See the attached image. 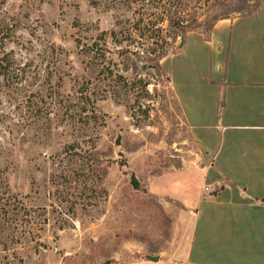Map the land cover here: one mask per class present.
I'll use <instances>...</instances> for the list:
<instances>
[{"label":"rangeland","instance_id":"374dc122","mask_svg":"<svg viewBox=\"0 0 264 264\" xmlns=\"http://www.w3.org/2000/svg\"><path fill=\"white\" fill-rule=\"evenodd\" d=\"M180 2L186 22L220 8ZM150 11L122 0H0V264H184L185 206L196 204L204 162L166 80L179 60L161 62V74L122 71L125 43L110 36L127 20L162 19L178 50L166 18ZM93 44L111 52L112 76L96 75ZM94 86L84 113L79 92Z\"/></svg>","mask_w":264,"mask_h":264},{"label":"crops","instance_id":"0c3cea01","mask_svg":"<svg viewBox=\"0 0 264 264\" xmlns=\"http://www.w3.org/2000/svg\"><path fill=\"white\" fill-rule=\"evenodd\" d=\"M174 59L170 86L204 162L180 261L264 264V2L208 41L188 32L162 62Z\"/></svg>","mask_w":264,"mask_h":264},{"label":"trees","instance_id":"16d2710c","mask_svg":"<svg viewBox=\"0 0 264 264\" xmlns=\"http://www.w3.org/2000/svg\"><path fill=\"white\" fill-rule=\"evenodd\" d=\"M170 2L171 3H169L168 7H164V5H160L159 0H157L156 3L151 0H122L123 4H138L141 10L144 11V14L149 13V15H154V13H152L153 11L150 10L156 9L160 14V18H166L168 22V31L176 39L178 37L185 38L188 32H197L201 34L206 41L209 40L210 33L218 21L231 19L227 17L229 13L236 14V17L234 18L250 16L260 9L264 0H240L239 5H232L229 0L224 2L214 0V4L210 2V0H205L206 4L210 6L214 5V7L218 6L220 8L203 24L197 23L196 19L191 22L184 21L183 13L179 9L181 6L180 0H170ZM153 5H155V7ZM158 21L163 22L162 19L158 20L149 18H140L136 21L127 20L124 22L123 27L120 28L118 34H115L114 32L110 33V36L116 40L115 42H118L119 44L125 43L124 49L119 51V56H123L122 71L127 72L129 69L136 72L138 70L146 71L147 69H154L156 73L161 74L163 72L161 69L162 60L167 56L176 53L178 50L173 51L170 46V42L166 38L162 37L163 29L157 25ZM199 26L204 27L205 31L198 32L197 27ZM87 50L89 53H92V59L94 60L96 68H100L96 75L101 76L107 74V76H112L113 68L110 69L109 65L111 59L108 58V55H111V52L97 44L90 45ZM3 60H5V58L0 59V63ZM113 66L117 68V65ZM116 79L124 81L125 78L121 75H116ZM166 80L170 84V78L168 75L166 76ZM98 82L101 81L98 80ZM139 82H141L140 79L137 81L136 79H133L130 83L126 84V88L131 89L135 83L138 84ZM98 88L99 87L94 86L92 89L85 88L79 92V101L82 104L81 109L84 113L87 112L85 107L89 104V101H91V96L93 97L96 94L95 92ZM175 101L177 103L178 110L181 112L176 98ZM221 106L222 101L219 102V108H221ZM81 116L82 115L80 114V117ZM215 193L216 191L212 192V194Z\"/></svg>","mask_w":264,"mask_h":264},{"label":"water","instance_id":"95a60500","mask_svg":"<svg viewBox=\"0 0 264 264\" xmlns=\"http://www.w3.org/2000/svg\"><path fill=\"white\" fill-rule=\"evenodd\" d=\"M183 43H184V38L183 37H180L179 38L178 48L182 47ZM116 144H119V141H117ZM137 184L138 183L136 182V180L135 179H132V181H131L132 187L133 188H136L137 187Z\"/></svg>","mask_w":264,"mask_h":264}]
</instances>
